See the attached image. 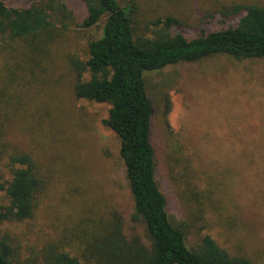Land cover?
<instances>
[{
	"label": "rangeland",
	"instance_id": "rangeland-1",
	"mask_svg": "<svg viewBox=\"0 0 264 264\" xmlns=\"http://www.w3.org/2000/svg\"><path fill=\"white\" fill-rule=\"evenodd\" d=\"M4 1L17 8L30 4ZM62 1L76 22L57 24L45 35L33 77L26 61L33 45L0 43V88L8 84L16 96L12 109L6 107L11 111L6 138L12 150L33 155L43 181L34 217L0 225L18 240L22 260H40L49 244L90 260L92 238L118 220L128 239L148 243L143 222L133 220L120 139L103 123L110 105L75 94L74 60L87 59L105 20L84 28V2ZM120 2L134 6L137 37L151 35L157 18L173 16L181 27L172 33L194 38L235 26L239 17L222 13L235 3L264 5V0ZM147 91L158 182L171 220L188 232L187 245L194 248L210 234L231 254L264 264V59L219 54L169 65L147 76ZM0 216L7 217L3 210Z\"/></svg>",
	"mask_w": 264,
	"mask_h": 264
},
{
	"label": "trees",
	"instance_id": "trees-1",
	"mask_svg": "<svg viewBox=\"0 0 264 264\" xmlns=\"http://www.w3.org/2000/svg\"><path fill=\"white\" fill-rule=\"evenodd\" d=\"M81 1L87 9L84 28L105 22L102 35L89 43L87 59L74 60L78 73L75 94L110 105L103 123L120 139V155L134 202L133 220L143 222L148 243L128 239L118 220L109 231L92 238L90 260L83 262L55 244L43 247L40 260H22L18 240L9 230L0 229V264H254L245 256L231 254L210 234L190 248L187 230L171 220L157 178L147 76L169 65L219 54L238 60L264 59V5L235 3L222 10L224 16L239 17L235 26L194 38L172 33L173 27H181L173 16L157 18L151 35L137 37L133 5H122L120 0ZM74 22L76 16L62 0H30L21 8L0 0V43L25 40L33 45L26 58L32 77L40 66L35 60L38 44L57 24ZM8 88V84L0 88V211L7 215L0 216V225L32 219L43 187L33 155L12 150L6 138L11 117L6 107L12 109L16 98Z\"/></svg>",
	"mask_w": 264,
	"mask_h": 264
}]
</instances>
